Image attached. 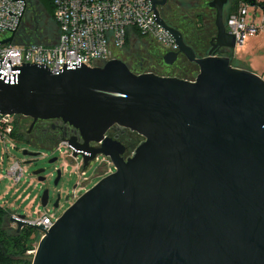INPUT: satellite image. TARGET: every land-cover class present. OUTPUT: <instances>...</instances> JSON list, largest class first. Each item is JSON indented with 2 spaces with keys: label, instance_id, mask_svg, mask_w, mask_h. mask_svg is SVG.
<instances>
[{
  "label": "water",
  "instance_id": "water-1",
  "mask_svg": "<svg viewBox=\"0 0 264 264\" xmlns=\"http://www.w3.org/2000/svg\"><path fill=\"white\" fill-rule=\"evenodd\" d=\"M152 2L178 45L165 62L185 55L199 66L194 79L138 73L121 58L59 71L24 63L0 75V112L31 117V127L60 118L80 132L83 144H68L84 167L104 154L115 168L49 229L24 213L11 216L18 231L29 225L43 232L32 264H264V79L216 54L236 46L225 25L228 0L209 2L215 34L205 55L166 22L158 9L165 0ZM115 124L144 137L128 158L126 146L107 134ZM44 171L33 173L43 181ZM61 176L58 169L56 185ZM49 197L45 189L44 207Z\"/></svg>",
  "mask_w": 264,
  "mask_h": 264
},
{
  "label": "built area",
  "instance_id": "built-area-1",
  "mask_svg": "<svg viewBox=\"0 0 264 264\" xmlns=\"http://www.w3.org/2000/svg\"><path fill=\"white\" fill-rule=\"evenodd\" d=\"M248 2L239 0L237 9L225 18L226 29L235 35L236 46H242L249 36L255 35L264 26V20L259 26L254 19L247 18ZM26 7L27 0H0V75L5 77L12 76L15 68L24 63L45 65L54 71L69 65L104 64L112 58H120L118 52L140 35L155 37L168 51L178 49L172 34L157 22L152 0H54L58 33L55 42L50 44L15 42ZM11 36L12 41L3 42ZM17 117L16 114L0 112V141L4 142L7 152V138L16 137ZM63 145L69 146L68 140L64 139L54 147ZM135 147L125 151V158L133 155ZM99 156L97 154L90 164ZM107 158L104 168L110 173L115 168L110 166L112 161ZM0 159L4 156L0 155ZM87 167L82 165L80 177L83 181L79 179L78 184L85 185L90 181L85 176ZM7 174L17 181L22 178L24 169L20 160L13 162ZM25 219L34 224L43 223L49 229L57 218L54 219L47 210L36 219L27 216Z\"/></svg>",
  "mask_w": 264,
  "mask_h": 264
},
{
  "label": "rangeland",
  "instance_id": "rangeland-1",
  "mask_svg": "<svg viewBox=\"0 0 264 264\" xmlns=\"http://www.w3.org/2000/svg\"><path fill=\"white\" fill-rule=\"evenodd\" d=\"M52 1L48 0L40 1L43 7H46L48 11L40 13V9L37 6V0H27V7L25 11V18L23 20L20 32L28 33L29 40L42 41L46 43H52L56 40L57 26L52 16ZM263 0H256L258 4H251L248 2V19L255 20L259 26L263 25L264 20V8L261 6ZM46 5H45V4ZM239 5V0H228L225 9V18L234 12ZM38 11H37V10ZM39 13V14H38ZM132 49L146 50V59L151 63L150 66H156L155 72L164 75H174V67H169L162 60V55L165 54V49L159 45L156 38L151 35H140L125 46L121 52H118L120 58L129 65L135 64L133 56H130ZM142 59H138L141 61ZM162 60V61H161ZM196 64V63H195ZM197 65V64H196ZM233 65L247 68L258 75L264 77V26L253 36H249L242 46H235L233 49ZM151 69V67H147ZM185 75L195 78L199 72V66L194 69L187 66V72ZM25 116L18 115L17 129L15 138L8 137L6 145L8 146V152L5 149L4 142L0 141V155L4 156V159H0V204L4 205L11 213V216L16 213H24L30 219H36L41 214L47 212L52 215L54 219L58 218L63 211L73 203V201H67L66 196L74 194L77 198L84 191L92 187L102 176L108 174V171L104 168V163L108 161V158L104 154H100L97 161H93L87 168L86 175L90 181H87L85 185L79 184L74 191L73 186L82 177H80L81 167L83 165V159L78 156L75 159L72 156V150L69 146L63 145L61 147L37 148L30 143L29 137L19 135L25 132V130L31 125V120H24ZM31 118V117H30ZM32 119V118H31ZM21 120H24L23 122ZM21 122V126L19 123ZM21 138V140H20ZM41 144V143H40ZM61 148V149H60ZM39 152L37 156H28L24 154V150ZM57 157V160L53 163L49 162V159ZM20 160L24 169V175L20 180H15L12 176L7 174L10 166L14 161ZM27 160H34L27 163ZM110 166H113L111 163ZM37 168H45L43 172L46 179L40 181L38 176L33 173ZM62 172L61 179L57 185L54 184L55 175L57 170ZM45 189H49L50 203L47 206H43L41 203V196ZM57 193H61L63 198L59 208L53 206L52 200L56 197ZM7 227L10 229L17 228V224L8 219ZM38 230V229H37ZM43 232L33 233L31 238L33 239V247L27 251V254L34 255ZM33 258V257H32ZM27 264V263H25ZM32 264V262L30 263Z\"/></svg>",
  "mask_w": 264,
  "mask_h": 264
},
{
  "label": "flooded vegetation",
  "instance_id": "flooded-vegetation-1",
  "mask_svg": "<svg viewBox=\"0 0 264 264\" xmlns=\"http://www.w3.org/2000/svg\"><path fill=\"white\" fill-rule=\"evenodd\" d=\"M210 1L212 0H165L163 5H158V9L163 14L166 22L184 34L186 40L194 47L198 55L208 53L211 47L210 40L215 34V10L209 5ZM156 41L165 49L166 53L168 51L166 46L157 39ZM216 54L227 55L233 58V51L224 47L216 49ZM146 55V50H142L140 54L136 51V54L133 57L135 64L132 66L130 65L136 72H155L154 69H156V66H150L151 63L146 59ZM139 58L142 60L138 61ZM183 59L188 60L185 55L180 54L173 64H168L164 60V54L162 55L164 63L169 67H174V75H178L184 70V66L182 65ZM147 67H151V69H147ZM25 119L31 120L32 125L33 119L30 117H24V120ZM31 125L25 130V132H23V134L29 137V142L37 148H52V146H56L62 140H68L70 138H75L79 145L83 144L79 130L60 118L38 119L32 127ZM108 134L111 137L120 140L126 146V151L137 146L144 139V137L137 132L116 124L108 130ZM90 145L97 146V144L93 142H91ZM56 177L57 174L55 175V178ZM76 184V187L75 184L73 186L74 191L79 185L78 183ZM62 198L63 196L61 193H57L56 197H54L52 200L54 207L55 202L58 201V206L55 208L60 207ZM75 199L76 197L74 194L66 196L67 201H74ZM48 203H50V197Z\"/></svg>",
  "mask_w": 264,
  "mask_h": 264
},
{
  "label": "trees",
  "instance_id": "trees-1",
  "mask_svg": "<svg viewBox=\"0 0 264 264\" xmlns=\"http://www.w3.org/2000/svg\"><path fill=\"white\" fill-rule=\"evenodd\" d=\"M40 1L42 0H37L36 3L38 6V9H40V13L42 14L45 11H48L47 9L48 7L45 3L44 4L46 5V7H43L44 5L41 4ZM50 1L51 0H48V2ZM261 6L264 8V0L261 2ZM52 16L57 26V23L54 18V0L52 1ZM23 20H22V23H23ZM22 23L16 34L15 42L22 43V44H30V43L50 44V43H46L42 41L29 40L28 33L20 32ZM57 33H58V26H57L56 34ZM136 51L138 54L141 53L140 49H136V50L132 49L129 55L134 57L136 54ZM182 63H183L182 65L184 66V70L180 72L178 76L182 78H187V79H194L192 78V76L185 75L184 71L187 72V66L189 68L193 67L194 69L197 65L194 62L188 61L187 59H183ZM129 67L132 68L130 65ZM132 70L134 69L132 68ZM21 121L23 122V120ZM21 125L22 124L20 122L19 126ZM19 135H23V133L19 132ZM10 213L11 212L4 205L0 204V264H25V263L30 264L32 262L33 256H31L30 254H27V251L33 247V239L31 238V236L33 235V233H35L36 235V232H38V230L29 225L24 226L20 231H18L17 228L10 229L9 227H7L8 219L11 220Z\"/></svg>",
  "mask_w": 264,
  "mask_h": 264
},
{
  "label": "crops",
  "instance_id": "crops-1",
  "mask_svg": "<svg viewBox=\"0 0 264 264\" xmlns=\"http://www.w3.org/2000/svg\"><path fill=\"white\" fill-rule=\"evenodd\" d=\"M243 67V66H242Z\"/></svg>",
  "mask_w": 264,
  "mask_h": 264
}]
</instances>
